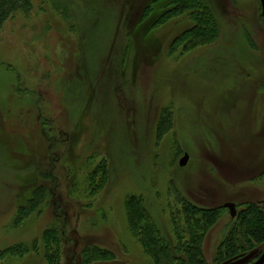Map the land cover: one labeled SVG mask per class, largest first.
<instances>
[{"label":"rangeland","instance_id":"1","mask_svg":"<svg viewBox=\"0 0 264 264\" xmlns=\"http://www.w3.org/2000/svg\"><path fill=\"white\" fill-rule=\"evenodd\" d=\"M156 1L30 0L0 27V264H191L192 232L204 264L263 253L264 0H207L206 44Z\"/></svg>","mask_w":264,"mask_h":264},{"label":"trees","instance_id":"2","mask_svg":"<svg viewBox=\"0 0 264 264\" xmlns=\"http://www.w3.org/2000/svg\"><path fill=\"white\" fill-rule=\"evenodd\" d=\"M163 1H166L167 8L170 7V10L168 11L170 16H187L188 19L192 21L193 23L192 28L186 31V33L183 35V36H189V42L191 43L197 42V44L202 42L206 44L209 40H213L215 38V36H212L213 35L212 32L213 30H215V27L217 24H216L215 19L212 16V11H211L210 5L207 0H163ZM159 2H161V0H157L155 4H158ZM30 8H31L30 0H0V27L4 24L5 21L10 19L16 13L18 12L27 13L29 12ZM152 8L154 9L153 5L149 6L147 10L151 12V10H153ZM138 207L140 209H143L142 211V210H139L138 208V210L141 213L143 212L145 215L148 216V213L146 209L144 208V206L142 208V206H140L139 204ZM187 207H190V206H187ZM140 212H139V215L141 214ZM193 212H197V214L199 215V219L197 217H192V219L196 218L197 223L198 222L203 223L205 225H208L209 227L210 225H212V218L217 215L218 209L208 211V210H195L194 208H190V210H188V213L193 214ZM241 215H242L243 222H246L249 217L252 220L255 219L254 218L255 215L250 213L249 211L241 212ZM133 224L135 226L134 217H133ZM191 224L192 222L190 223V225ZM152 227L155 230V227L153 225ZM257 229H258L257 224L256 226H253L251 228L246 226L245 232L246 234H251L255 232ZM47 233L51 235H55L57 238L59 231L54 228H52L51 230L44 231V234H43L44 241L46 239L45 235ZM202 238H203V233L202 234H193V232L190 233L189 242H190V245L192 246L189 248V251H190L189 255L192 261L191 264H204L200 259L201 248H199V246L198 248L194 247V245L199 243L200 240H202ZM231 241H232V238H230V240L229 239L227 240L228 248L232 249V251L241 250L239 246L237 247L233 245L230 247ZM156 245L161 250L163 249L169 250V248L166 247L160 239L156 241ZM89 253H90L91 259L95 257H100V258L105 257L106 255H108L109 257L111 256L110 253L106 251H101L97 248H93V250H91ZM156 259L159 264H185L186 263V262L183 263L180 259L176 257H172L171 255L170 257H168L166 256V254L165 255L163 254V256L162 254H160V256L156 257ZM48 262L49 264H57V258L55 257L54 262H53V258L52 260L50 258L48 259Z\"/></svg>","mask_w":264,"mask_h":264},{"label":"water","instance_id":"3","mask_svg":"<svg viewBox=\"0 0 264 264\" xmlns=\"http://www.w3.org/2000/svg\"><path fill=\"white\" fill-rule=\"evenodd\" d=\"M188 162V156L184 155L181 160L179 161V167H185ZM224 208H226L229 212V215L233 218L236 215V208L233 204H226L224 205ZM264 263V251L260 255V257L254 262L253 264H263Z\"/></svg>","mask_w":264,"mask_h":264},{"label":"flooded vegetation","instance_id":"4","mask_svg":"<svg viewBox=\"0 0 264 264\" xmlns=\"http://www.w3.org/2000/svg\"><path fill=\"white\" fill-rule=\"evenodd\" d=\"M228 204H232V203H228ZM234 205V204H233ZM235 206V205H234ZM235 208H236V206H235Z\"/></svg>","mask_w":264,"mask_h":264},{"label":"bare ground","instance_id":"5","mask_svg":"<svg viewBox=\"0 0 264 264\" xmlns=\"http://www.w3.org/2000/svg\"><path fill=\"white\" fill-rule=\"evenodd\" d=\"M188 160H189V159H188ZM189 162H190V160H189ZM189 162H187V163L189 164ZM188 164H187V165H188Z\"/></svg>","mask_w":264,"mask_h":264}]
</instances>
